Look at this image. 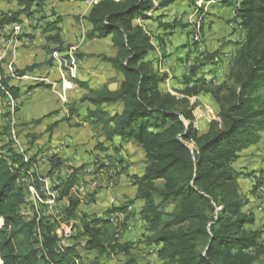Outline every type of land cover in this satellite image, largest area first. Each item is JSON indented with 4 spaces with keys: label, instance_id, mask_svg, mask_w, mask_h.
Returning <instances> with one entry per match:
<instances>
[{
    "label": "trees",
    "instance_id": "16d2710c",
    "mask_svg": "<svg viewBox=\"0 0 264 264\" xmlns=\"http://www.w3.org/2000/svg\"><path fill=\"white\" fill-rule=\"evenodd\" d=\"M54 1L88 0H0L16 4L14 12L0 13V29L20 24V18L29 16L33 8ZM181 1L184 0H160L156 4L153 0L94 3L83 18L89 25L85 39L111 37L117 52L114 57H89L100 59L122 74L123 81L117 90L111 91L105 87L92 89L71 79L85 94L67 106L69 118L46 129L51 134L61 121L68 123L72 116L80 117L77 106L85 104L81 124L75 127L83 124L91 127L97 139H102L96 144L97 150H105L115 139L120 141L119 148L131 141L136 143L144 152L145 169L139 176H128L136 187L133 200L112 207L104 217L81 213L83 196L73 194L72 189L78 183L77 175L82 167L70 166L67 172H62L65 160L53 154L46 159L45 176L33 172L38 163L36 156L25 159L14 150L9 133H0L9 137V142L0 147L1 264H75L79 258L76 244H61L49 217H25L27 203L33 210L22 182L28 177L38 191L42 185L40 179L51 181L58 193L57 201L67 200L64 220L79 223L75 239L83 238L82 249L95 252L98 257L121 255L126 259L122 264H138L132 256L135 243L121 242L108 217L115 213L118 216L136 201H142L138 213L143 223L141 244L155 254L156 262L152 264H259L262 261L264 223L255 228V210L249 207V196L259 192L264 176L256 179L254 173L241 172L235 165L243 152L259 144L260 134L264 132V0H203L231 7L230 23L242 35L235 42L237 50L225 81L217 83L214 78L217 52H199L191 32L192 50L184 57L186 72L180 76L181 89L173 90L174 95L161 88L169 74L159 70V57L152 45L153 39L162 43V37L147 32L137 22L155 21L158 29L170 31L177 23L161 22L163 16L152 13ZM186 1L197 9L199 0ZM56 23L59 20L53 24ZM56 25L48 23L44 30L49 36L43 51L50 59L43 64L22 69L12 65L8 73L0 62V100L7 95L17 98L22 78L42 67L50 68L54 53L63 54L70 49L58 31L52 35ZM37 87L48 88V85L39 83ZM199 96H209L218 108L217 120L209 123L205 133H199L193 124L195 104H190V99ZM42 119L32 124L39 125ZM188 142H193L194 150L186 146ZM242 177L254 178L255 184L246 193L240 190Z\"/></svg>",
    "mask_w": 264,
    "mask_h": 264
},
{
    "label": "crops",
    "instance_id": "0c3cea01",
    "mask_svg": "<svg viewBox=\"0 0 264 264\" xmlns=\"http://www.w3.org/2000/svg\"><path fill=\"white\" fill-rule=\"evenodd\" d=\"M98 1L99 0L90 2L89 0L84 3L75 2V1L59 3V2L54 1V2L46 3L43 7L38 8V11L40 12L41 16L42 15L44 17L46 16V20H44L46 23L50 19L49 18L50 16H52L51 19L59 18L63 20V22L58 25V30L60 32L61 38L66 41L65 36L70 31H72V34L75 31H77L79 35V32H78L79 28L77 29V27L74 26L73 23L70 24V21L67 22V20L71 19V17H68L67 15L70 13L67 14L65 13V11L73 9L74 11L71 14L77 15V13H79L81 17H85L88 14L90 9L85 8L86 9V11H84L85 14H81L80 10H83L81 9L82 6L87 5V3H92V2L97 3ZM159 1L160 0H153L155 4ZM5 5L9 7L10 6L14 7L16 9L15 3L6 4L4 2H0V8ZM192 8L193 7H191L188 4V1L184 0L178 3H175L169 6L168 8L154 12L153 13L154 16H160V15L163 16V18L161 19V22H169V23L176 22L177 23V25L173 29L167 32H163L162 29H158V23L155 21L147 20V21L137 22L143 28L145 29L148 28V31L151 34L156 35V36L159 35L160 37H162V43H159L155 39H153V46L155 48L156 53L158 54V57H160V60H161L160 66L163 68L162 71L167 72L169 74V79L163 85H161V88L164 91H168L174 95L175 93L173 92V90L181 89V84L179 81L180 76L185 74L186 72V64L184 63V57L187 52L191 53V50H192L191 41H190L191 40L190 35L194 27L193 18H192ZM202 9H205L204 10L205 16L200 21L202 24V35H203V42H204L203 51L204 53H209V54L217 52L218 56L215 59L216 66L214 69V78L216 79L217 83H222L223 81H225L228 75L229 68H230V61L233 58L237 50V47L235 45V42H237L236 39H239V33H240V37L242 34L238 30L237 26H235L233 23H230V20L233 17V10L231 7H226L222 5L221 3H217L215 1H210V2H204ZM45 11H48L49 13H47L46 15L42 14V12L45 13ZM54 13H55V16L57 17H53ZM22 21L23 20H21V23ZM178 23H180L181 25H178ZM40 25H41V22H40ZM233 25L234 27H232ZM85 26H86V29L88 30L89 25L85 23ZM15 27L19 28V26H15ZM15 27L14 28L12 27V28L15 30ZM12 28H9L8 26L3 29H0V35H1L0 36V62H2L1 65L6 71L8 69H9L8 71H10L12 65L17 68H24L33 63L30 60L27 63H25L26 61L25 58H22L20 56V53L24 51L21 48H18L16 55L13 56V59L12 58L11 60L6 59V50L3 48L5 44L1 45L3 42L2 37L6 35V32L12 31ZM235 28H237L236 31H233ZM32 31H33L32 34L34 35L32 36L34 37L33 40L35 39V42H37V43H34L35 47L33 46L30 49L32 53V58L40 57V59H44L45 54L42 50L43 49L42 43H44L45 39L41 36H45V33L43 32L41 33V30H38V29H35V30L33 29ZM14 33L17 34L18 32H16L15 30ZM167 33H169L170 35L166 36ZM95 48L97 49V52H95V55H105L107 57H114L117 52V50L112 46L111 37H108L102 40H95ZM38 53H40V55ZM190 56L193 57V54H191ZM176 57L179 59V61L178 59H176ZM96 59H97V62H95V72L91 73L92 80L95 83L94 88L100 89V88L105 87L111 91L117 90L119 88L120 83L123 81V75L114 71L109 65L103 63L100 59L98 58ZM63 61H66V60H63ZM7 64H11V66L8 67ZM226 64L229 66H227V68L223 69L222 71V67L225 68ZM54 70L57 71L56 75L51 74L49 75V77L45 78L46 79L45 85H48V88L35 87L32 90L28 91V92H31V94L27 98V101L24 103V106H29L30 113H36V111L48 110V109L50 111L53 105V101L49 99H52V97H54V99H57V98L55 97V95L53 96V94L55 93H53V90H51L49 86L53 85L54 82L61 84L60 79L63 81L62 84L64 85L68 84L65 81L62 71H60V68H57ZM54 70L52 69L51 72H53ZM58 73L60 76H58ZM38 76L41 77V76H47V75H44L41 73V75H38ZM86 84L89 88L94 89L93 86H91L92 82H87ZM19 85H21V82L19 83ZM20 87L22 89V86ZM83 91L84 90H82V94L78 95L77 99L81 98L85 94V91H84V94H83ZM26 95H28V93L26 92L25 93L20 92V95L17 98H13V97L11 98V96L8 95V98L10 97V101L11 102L13 101V105L10 104L7 97L4 98V100L7 102L6 103L7 106H10V109H11L10 114L13 115V118H14V105H15L14 99L21 100V98H23ZM204 97L206 100L209 99L207 101H210L209 103H211V105H213L215 109H217L218 111L217 106L212 102L211 98L209 96H204ZM202 98L203 96H199V97L190 99V104H196L195 110L201 107L202 104H205V102H207V101H202L201 100ZM58 99L62 100V104L65 105L66 103L65 99H62L60 96L58 97ZM78 114L80 117H77L76 115H74L71 117V119L80 120L81 116H83L82 115L83 112L80 113L78 111ZM20 115L24 116L25 113L20 114ZM55 122H58V120L54 121L53 123ZM43 123H45L44 124L45 126L48 125L46 124V122H43ZM45 126L43 128L42 123H40L39 125L35 126V130H33V132L39 133L38 131H40L42 133L50 125H48L47 127ZM88 126L89 125L87 124H83L81 127L80 126L75 127V124H70L69 126L65 122H60L59 124H57V126L53 129L51 134L47 133L48 137L45 140V142H43V144H45L44 149H46L47 152L49 153L48 155H43V157H48L49 155L56 154L60 158L65 160V162H68L70 164H76V163L78 165L85 164V165H89L90 168H92V170H95V171L98 170L95 187H92L91 184L89 183V180H86V178H89L88 167L85 169L82 168L78 172V175H77L78 183L73 188V194L79 193L83 196V201H81L80 207H79L80 212L88 216L104 217L103 216L104 213L110 210L112 207L123 205L127 203L128 201L133 200L135 198L136 187H134L130 183L128 176H132V175L139 176L143 173L145 169V164H144L145 156H144V152L142 151V149L133 141L125 144L122 148H119L120 141L118 139H115L113 141V144L106 145L105 150H97L96 144L102 139H97V136L93 133L91 127L89 126L90 127L89 128ZM4 137L5 136L0 135V146L6 144L4 142V139L6 137L5 138ZM19 137L24 142H27V140L23 138L22 136L19 135ZM262 138H263V135H262ZM16 139L17 138L15 137L14 129H13L12 139H11L13 143L12 144L13 147H16ZM39 140H36V142ZM36 142L34 144L39 145ZM260 143L262 142L260 141L259 144ZM258 145L249 148L248 150H246L240 155V158L236 165H238L241 169H237L235 165V168L237 170H240L241 172H245L246 171L245 169H248V171H251V172H254V171H258V173L260 171L264 172V158L259 157L260 149L258 148L259 147ZM61 146H63V149L58 150V148H61ZM117 147L118 149L116 150ZM14 150L18 154L24 155L25 159H28L31 156L27 152L26 153L19 152L15 148ZM37 162H38L36 164L37 168L33 172H39V167L43 169V161H39L37 159ZM93 164L95 165V167ZM256 167H259V168H256ZM65 171H66V168H63L62 172H65ZM254 174H257V172L256 173L254 172ZM250 178L251 177L249 178L242 177L240 180L244 182V181H248ZM27 181L28 183H30L29 184L30 186L34 187L31 177H28ZM40 182H42V185H43V182H45V179L42 181L40 179ZM85 184H86V187H85ZM85 188H87L86 191L89 194L88 196H86L85 194ZM40 191H39L40 194H43L42 189H40ZM243 192L245 193L246 191L243 190ZM57 205L62 210H65V208L68 206V203H67V200H62V201H57ZM32 206H33L32 211L33 213L35 212V215H36L37 207L33 202H32ZM142 206H143L142 201H136L125 212H123L126 215V223L131 224L132 220H134L135 225L139 227L143 226V223L139 220V217H138L139 210L141 209ZM45 207L44 205L40 206V208H42L43 210H46L44 211V213L46 214V216H48L47 215L48 206H45ZM116 216L117 215L114 214L113 217H116ZM111 218L112 216L110 217V221H111ZM255 218H256V226H255L256 228L260 224L258 223L259 219H258L257 213H255ZM66 224L74 228L75 234L73 238L76 237L79 232V223L77 221H67ZM65 235H66V227L63 225L58 226L56 229V236L58 237L60 242H63V246L65 245L71 246V245L77 244L76 250L79 254V258L75 262V264H84L86 259L90 257H93V258L98 257V255L95 254V252H87L82 249L83 244H84L83 238L78 237V239H76L77 243H74L75 239L72 238L71 240H69ZM124 238L128 239L127 241H129L130 237L125 236ZM263 240H264V235H263ZM113 258L114 257H112L111 259ZM98 259L100 260L101 264L103 263L107 264L108 262H111V260L107 261L104 258H98ZM96 263H97V260L95 264Z\"/></svg>",
    "mask_w": 264,
    "mask_h": 264
},
{
    "label": "rangeland",
    "instance_id": "374dc122",
    "mask_svg": "<svg viewBox=\"0 0 264 264\" xmlns=\"http://www.w3.org/2000/svg\"><path fill=\"white\" fill-rule=\"evenodd\" d=\"M92 1L94 2L95 0H92ZM199 1L196 2L197 9H195L194 7L192 8V18H193V25H194V27H193L194 29L192 30V32H193V37H194L193 42L198 43V46H197L198 51L204 53V51H203L204 42H203V35H202V24L200 21L205 16V12H204L205 9H202L204 1L203 0H199ZM90 2H91V0H90ZM93 2L87 3V5H85V6L83 5L81 8L83 10H80L81 14H85L84 11H86V9H88V8L90 9V7L94 4ZM199 8H201L202 11H199ZM15 10L16 9L14 7H11V6L9 7V6L5 5V6L0 8V11H1L0 13H12ZM73 11H74L73 9L68 10V11L66 10L65 13L71 14V13H73ZM47 13H49V12L48 11H45V13L42 12V14H44V15H46ZM70 14H68L67 16L71 17V19H68L67 22L70 21V24L73 23V25L76 26L77 29L79 28L78 29L79 35H78L77 31H75L73 34H72V31H70L65 36L66 41L62 39L65 44H68L70 46V49L63 54H55L54 53L52 55V59H53V65L52 66H53V68H52V66L50 68L42 67L39 70H37L34 74L26 76L20 81L21 82L20 86H22L21 92H24V93L26 92V93L31 94V92H28V91H30L29 88H33V87L35 88V87H37V84L42 83V82H44V84H45V82H46L45 78L49 77V75H51V74L56 75L57 71L54 69L60 68V71H62L64 79L68 84L67 85L62 84L63 81L60 79L61 84L54 82L53 85L49 86L50 89L53 90V93H55V94L52 93L53 96L55 95V97L57 98V99H54V97H52V99H49V100L53 101V105H52L50 111L48 109V110H39V111H36V113H30L29 106H24V103L27 101V99H24V100L14 99L15 105H14V118H13V115L10 114V112H11L10 106H7V104H6L7 102L5 100H2V101L0 100V133L2 134L4 132L6 134L8 132L9 136H10V140H11L12 139V132L14 129V134H15V137L17 139H21L19 137V135H20L27 140V142H24V147H35L38 150V155H40V156H42V154L43 155L49 154L47 152V150L44 149L45 144H43V142H45V140L48 137V134H47L48 131L44 130V132H42V133L40 131H38L39 133H34L33 130H35L36 125H33L32 122L34 120H38V119L43 118L41 123H42V126L44 128L45 123H43V122H46V124L51 125L54 121H57V120L60 121L62 119L69 118V115H67L68 114L67 113L68 112L67 106H70L71 104H74L75 102H77L80 99V98L77 99L78 95L82 94L81 88L74 85L71 82V79H76V80H79L81 82H86V83L92 82L91 86H93V88L95 87V83L92 80L91 73L95 72V62H97V59L95 57H89V56H95V52H97V49L95 48V41H88L85 39V34H86L87 29L85 26L86 22L83 19L84 17H81V15L79 13H77V15H73V14L70 15ZM149 15H151V13ZM152 15L154 16L153 13H152ZM53 17H57V16H55V13H54ZM49 18L50 19L46 23L44 21V20H46V16L45 17L43 15L41 16L38 9L33 8L32 13L29 16H22V18H20V20H23L21 24L9 26V28H12V27L14 28L15 26H19V28L15 27L16 32H18L17 34L14 33L15 30L12 28V31L6 32V35L2 37L3 42L1 45L5 44V46L4 47L2 46V47L6 50V59L7 60H11V58L13 59V56L16 55L18 48H21L24 51L20 53V56L22 58H25V60H26L25 63H27L30 60L33 62L32 64H43L45 61L49 60L50 58L45 54L44 51H43L45 54L44 59H40V57L32 58V53L30 50L33 46L35 47L34 43H37V42H35V39L33 40L34 37H32V36H34L32 34L33 29L34 30L38 29V30H41V33L42 32L45 33V36H41L45 39L44 43H42L43 44L42 48L46 44L47 36H49L48 32L44 31L46 29L48 23H50L52 25H56L57 23L56 24H53V23H55L57 20H59V23L56 25L57 30H55L52 33V35H54V33L56 34L57 31L59 32L58 25L60 23H62L63 20H61L59 18L51 19L52 16H50ZM60 18H62V17H60ZM40 22H41V25H40ZM73 25H72V27H73ZM145 30L147 32H149L148 28H146ZM197 30H199V31H197ZM59 34H60V32H59ZM169 35L170 34L167 33L166 36H169ZM196 35L198 36L199 41L195 40ZM152 45H153V41H152ZM199 52H197V54ZM155 53H156V51H155ZM38 54L40 55V53H38ZM77 54L81 55L82 57L77 58ZM157 58H158V54H157ZM176 59H178V58L176 57ZM63 60H66V61H63ZM157 60H159V62H160L161 61L160 57ZM178 61H179V59H178ZM7 66L10 67L11 64H7ZM227 66H229V65L226 64L225 68L222 67V71H223V69H226ZM51 68L54 70L53 72H51V70H52ZM158 68L161 72H163L162 71L163 68L160 66V63L158 65ZM8 70H7L8 73L11 72V70L10 71H8ZM41 73L44 75H47V76H41V77L38 76V75H41ZM58 76H60L59 73H58ZM262 92L264 93V89L262 90ZM83 94H84V91H83ZM59 96L62 99L66 100L65 105L62 104V100L58 99ZM7 98H8V95H7ZM8 100H9L10 104L13 105V101L11 102L10 98H8ZM201 100L207 101L209 99L206 100L205 97L203 96V98ZM209 102L210 101L205 102V104H202L201 107H199L196 110L194 109V111H193V114H195L193 124L199 133H205L208 129L209 123L213 120H217L218 111ZM60 106H62V107H60ZM85 107H86L85 104L77 106L78 111L80 113L83 112L82 115H84V113H85ZM195 107H196V104H195ZM24 113H25L24 116L20 115V114H24ZM55 113H57V114L52 115L50 117H46V116H49V115L55 114ZM80 122H81V120L71 119L67 123V125L70 126V124H81ZM14 123H15V125H14ZM48 125H46L45 127H47ZM81 126L82 125H80V127ZM5 130H7V131H5ZM260 135H261L260 141L262 143H260L258 145L259 146L258 148L260 149L259 150V152H260L259 157L264 158V132H262ZM262 135H263V138H262ZM35 137H36V139H34V141H33V138H35ZM39 138H40V140H39ZM36 140H39V141L36 142ZM30 141H32L33 146L31 144L28 145L30 143ZM4 142L5 143L9 142V137H6L4 139ZM33 142H36L39 145H36ZM186 145L189 146V148L191 150H194L193 142H188V143H186ZM60 149H63V147H61ZM259 163H261V162H259ZM70 166H74V168L82 167L83 169L89 167V165H85V164L78 165L76 163V164L71 165L70 163L65 162L63 168H66V172H67ZM94 167H95V165H94ZM236 167H237V169H241L238 165H236ZM47 168H48V166L43 167V169L39 167L40 174L45 176ZM256 168H259V167H256ZM245 170L246 171L244 173H246V174L257 172V174H254V178L255 177L260 178L261 175H262L261 177L264 176L263 171H260L258 173V171L251 172V171H248V169H245ZM256 170H258V169H256ZM260 170H262V169H260ZM261 172L263 174H260ZM93 174H95V170H93ZM254 178H250L248 181H244V182L242 180H240L241 178L239 179V186L241 188L240 190L242 193H244L243 190L248 192L249 189H251V187L255 184L252 181V179H254ZM49 182L51 184V181H49ZM43 184H44V182H43ZM52 186H53V184H52ZM248 186H250V187H248ZM85 187H86V184H85ZM92 187H95V186H92ZM86 190H87V188H85V194H86V196H88L89 194L87 193ZM28 199H30V198H28ZM26 205L27 206L24 208L25 217L27 219L34 218V216L37 217L35 215V212L33 213V211L31 210V207L28 205V203ZM249 207L254 208L255 213H257L258 219H259L258 223H262V222L264 223V193L257 192L253 196H249ZM79 211H80V209H79ZM27 213H30V215H28ZM115 214H117V213H115ZM111 216H114V214ZM111 216L108 217L109 222H110ZM41 217H48V216H41ZM125 217H126V215H125ZM110 224L112 226L113 225L115 226V227L113 226V228L115 229L116 232H118V235H119L121 242L135 243V246L132 250V256H133V258H135V260L138 264H146V263L152 264V263L156 262L155 254L148 251L147 249H145V246L143 244H141L142 235H143V229H142L143 226L139 227V226L135 225L134 220H132L131 224H128V223H126V218L119 220L116 223L110 222ZM126 230H128V231H126ZM38 234H39V232H38ZM125 236L130 237L129 241H127L128 239L124 238ZM73 239H75V237ZM74 243H77L76 239L74 240ZM112 257H110V258H107V257H97V258L96 257H94V258L90 257V258L86 259L84 264H95L96 260H97L96 264H101L100 260L98 258H104L107 261L111 260V262H108L107 264H121L126 260L125 257H123L121 255L116 256L113 259H111ZM259 264H264V258H262V261Z\"/></svg>",
    "mask_w": 264,
    "mask_h": 264
},
{
    "label": "built area",
    "instance_id": "2783aa9c",
    "mask_svg": "<svg viewBox=\"0 0 264 264\" xmlns=\"http://www.w3.org/2000/svg\"><path fill=\"white\" fill-rule=\"evenodd\" d=\"M234 27V25L232 26ZM237 41L240 40V33H239V39H236ZM30 96V93H28V95L24 96L23 98H21V100L27 99ZM63 147V146H61ZM15 149H17L19 152H28L32 157L36 156V159H38L39 161H43V167L47 166V157H43L38 155V150L35 147H24V141L21 139H16V147H13ZM58 148V147H57ZM60 149V148H58ZM89 169V178H86V180H89V183H91L92 186H95L96 184V180H97V172L95 171V174H93V170L92 168H90V166L88 167ZM50 180L45 179V182L43 185H41V189L43 191L44 194V200L46 202V204L48 205V217L50 218L51 222H53L54 226H55V234H56V229L58 226L63 225L66 227V237L71 240L75 234V230L74 228L70 227V225H67V221L64 220V214H63V210L61 208H59V206L57 205V196L58 193L56 191L53 190V186L52 184H50L49 182ZM26 185L29 186V183H24ZM262 193H264V185H261V191ZM72 193H73V189H72ZM28 201L32 202V198L30 196V199ZM28 215H30V213H27ZM122 217V213H119V219Z\"/></svg>",
    "mask_w": 264,
    "mask_h": 264
},
{
    "label": "bare ground",
    "instance_id": "6f19581e",
    "mask_svg": "<svg viewBox=\"0 0 264 264\" xmlns=\"http://www.w3.org/2000/svg\"><path fill=\"white\" fill-rule=\"evenodd\" d=\"M92 1V0H91ZM200 2V1H199ZM196 26V25H195ZM200 28V27H199ZM194 29V28H193ZM197 31H199V30H197ZM237 36V35H236ZM195 40H198V36L196 35L195 36ZM199 41V40H198ZM10 98V97H9ZM12 98V97H11ZM13 100V99H12ZM37 168V166H35L34 167V170ZM257 179V178H256ZM263 179H264V177H263ZM31 181V180H30ZM22 182L23 183H28V181L26 180V179H23L22 180ZM255 183V182H254ZM30 184V183H29ZM26 185V184H25ZM262 185H264V183L262 184ZM26 190H27V193H28V195H29V198H30V196H31V198H32V202L36 205V207H37V212H36V216L38 217L37 219H39L41 216H46V214L44 213V211H46V210H43L42 208H40V206H42V205H44V207L45 206H48L47 204H46V202H45V200H44V198H42L41 196H40V192L38 191V190H36V188H34L33 186H28L27 187V185H26ZM261 191V187L259 188V192ZM29 205V204H28ZM46 208V207H45ZM124 218H126L125 217V215H124V213H122V217L119 219V215L117 216V217H114V218H112L111 219V222L112 223H116V222H118L119 220H122V219H124ZM63 236V235H62ZM64 239V238H63ZM67 243V242H66ZM61 244L63 245V242H61ZM0 264H1V260H0Z\"/></svg>",
    "mask_w": 264,
    "mask_h": 264
}]
</instances>
